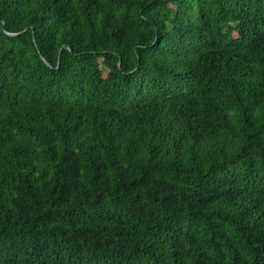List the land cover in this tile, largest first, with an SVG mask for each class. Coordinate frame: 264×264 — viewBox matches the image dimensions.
<instances>
[{"label":"trees","instance_id":"obj_1","mask_svg":"<svg viewBox=\"0 0 264 264\" xmlns=\"http://www.w3.org/2000/svg\"><path fill=\"white\" fill-rule=\"evenodd\" d=\"M0 264H264V0H0Z\"/></svg>","mask_w":264,"mask_h":264},{"label":"water","instance_id":"obj_2","mask_svg":"<svg viewBox=\"0 0 264 264\" xmlns=\"http://www.w3.org/2000/svg\"><path fill=\"white\" fill-rule=\"evenodd\" d=\"M9 35H13V33H9Z\"/></svg>","mask_w":264,"mask_h":264}]
</instances>
